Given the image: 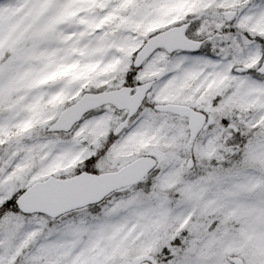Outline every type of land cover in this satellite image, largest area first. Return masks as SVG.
I'll use <instances>...</instances> for the list:
<instances>
[{
    "label": "snow or ice",
    "instance_id": "snow-or-ice-1",
    "mask_svg": "<svg viewBox=\"0 0 264 264\" xmlns=\"http://www.w3.org/2000/svg\"><path fill=\"white\" fill-rule=\"evenodd\" d=\"M0 264H264V0H0Z\"/></svg>",
    "mask_w": 264,
    "mask_h": 264
}]
</instances>
